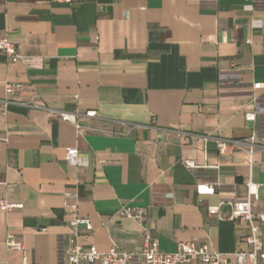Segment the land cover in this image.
<instances>
[{"label": "crops", "instance_id": "1", "mask_svg": "<svg viewBox=\"0 0 264 264\" xmlns=\"http://www.w3.org/2000/svg\"><path fill=\"white\" fill-rule=\"evenodd\" d=\"M0 39L22 56L0 52V200L22 204L0 210V264H66L78 217L93 227L80 226L83 246L115 243L145 264L123 204L145 208L162 252L192 241L238 264L249 227L229 201L248 196L250 176L253 213H264V88L253 89L264 84V0H0ZM6 83L22 88L7 95ZM50 109L77 113L83 129ZM252 136V163L248 146L217 147ZM68 147L82 165L66 163ZM9 234L25 250L9 249Z\"/></svg>", "mask_w": 264, "mask_h": 264}, {"label": "built area", "instance_id": "2", "mask_svg": "<svg viewBox=\"0 0 264 264\" xmlns=\"http://www.w3.org/2000/svg\"><path fill=\"white\" fill-rule=\"evenodd\" d=\"M71 1V0H65ZM0 52L9 60L10 64L16 63L21 59L16 45L8 39H0ZM22 88L21 84L6 83V94H13L18 89ZM264 88V84L258 82L253 85V89ZM7 106L8 101L3 100ZM35 107H39L33 104ZM56 114L61 120L71 122L76 125L77 129L82 130L83 126L78 121V114L60 110H49ZM84 116L87 118H97L96 110H88ZM248 121L256 120V113L249 112L246 114ZM96 131L94 128H89ZM6 137H0V146L3 142H7ZM207 140V139H206ZM205 140V141H206ZM217 147L221 153H224L229 148L237 146H248L250 162H253V157L256 151V136H252L246 142H232L229 140H217ZM65 161L69 165L80 166L83 160L80 157L78 147L66 148ZM185 164L189 168L197 167L191 160H185ZM248 196L244 199L230 200L232 206L231 219L243 221L248 224L249 232L246 236V242L249 245L248 250H243L236 253L238 264H264V213L255 216L253 213V205L259 200V185L256 184L251 176L247 182ZM199 193L213 194L215 188L208 185H198ZM22 204L12 203L8 200H0V210H10L11 208H20ZM217 209L210 210V214H216ZM119 214L127 219L138 222L143 229V243L141 254L144 257L145 264H190L195 260L201 261L203 264H225V254L212 250L209 244L198 245L192 241H183L178 244L177 251L174 253H165L159 249V238L151 232L146 225V210L143 207H134L123 204L119 209ZM71 235L69 238V247L67 249L66 264H131L132 254L119 248L117 244H113L112 248L106 252L99 251L95 246L85 247L80 241L81 231L80 226L85 225L88 230H92V224L87 217H78L69 223ZM7 247L9 249L25 250L22 242L16 240L13 234H9L7 239ZM26 258L24 264H26Z\"/></svg>", "mask_w": 264, "mask_h": 264}, {"label": "water", "instance_id": "3", "mask_svg": "<svg viewBox=\"0 0 264 264\" xmlns=\"http://www.w3.org/2000/svg\"><path fill=\"white\" fill-rule=\"evenodd\" d=\"M134 92H135V91H130V95H133Z\"/></svg>", "mask_w": 264, "mask_h": 264}]
</instances>
